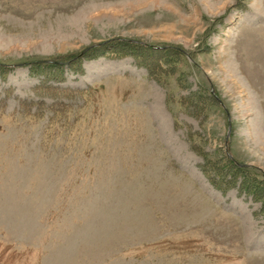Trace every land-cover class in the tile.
Masks as SVG:
<instances>
[{
	"label": "rangeland",
	"instance_id": "1",
	"mask_svg": "<svg viewBox=\"0 0 264 264\" xmlns=\"http://www.w3.org/2000/svg\"><path fill=\"white\" fill-rule=\"evenodd\" d=\"M0 264H264V0H0Z\"/></svg>",
	"mask_w": 264,
	"mask_h": 264
},
{
	"label": "trees",
	"instance_id": "2",
	"mask_svg": "<svg viewBox=\"0 0 264 264\" xmlns=\"http://www.w3.org/2000/svg\"><path fill=\"white\" fill-rule=\"evenodd\" d=\"M148 46H151V47H157V48H165L166 46H153V45H148ZM236 163V166H238V167H246V166H241V164H239V162L238 161H235ZM252 187H253V185H252Z\"/></svg>",
	"mask_w": 264,
	"mask_h": 264
}]
</instances>
